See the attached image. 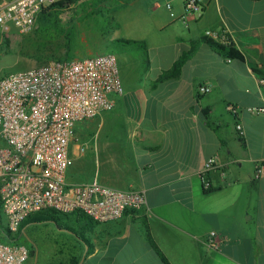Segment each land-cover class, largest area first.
I'll use <instances>...</instances> for the list:
<instances>
[{"label": "crops", "instance_id": "crops-1", "mask_svg": "<svg viewBox=\"0 0 264 264\" xmlns=\"http://www.w3.org/2000/svg\"><path fill=\"white\" fill-rule=\"evenodd\" d=\"M12 1L0 0V7ZM202 4L203 16L184 22L185 0H153L155 35L142 40L150 69L126 86L112 111L96 118L98 125H77L70 148L69 185L97 181L144 191L146 210L107 224L89 218V238L68 221L37 222L38 213L23 229H31V241L20 240L34 251L27 264H36L41 253L67 264H165L148 242L147 225L169 264H264V176L254 179L264 162V111L250 110L264 109V0ZM206 31L228 33L241 57L231 56L227 45L216 42L224 47L219 51L201 42ZM193 43L198 50L180 78L154 86ZM201 87L211 91L201 93ZM88 150L98 171L85 182L74 165L86 161ZM211 158L218 167L207 192L201 175ZM41 230L52 238L51 250L40 241ZM212 232L218 250L206 245Z\"/></svg>", "mask_w": 264, "mask_h": 264}, {"label": "built area", "instance_id": "built-area-1", "mask_svg": "<svg viewBox=\"0 0 264 264\" xmlns=\"http://www.w3.org/2000/svg\"><path fill=\"white\" fill-rule=\"evenodd\" d=\"M64 0H15L0 7V48L13 32L25 35L38 25L41 12ZM203 0H185V17L201 18ZM167 9H173L172 4ZM205 37L231 45L225 31H206ZM264 87V79L259 81ZM209 87H201L208 93ZM125 88L117 58L112 54L93 58L53 61L0 80V200L7 226L17 234L30 217L45 211L60 215L81 213L98 224L121 219L126 212L140 213L147 197L140 190H118L97 181L69 185L70 148L80 123L112 111ZM259 114L264 109L252 108ZM238 130H242L239 125ZM217 161H207L201 179L213 190L211 174ZM264 176V162L257 164L254 179ZM220 248L216 232L206 241ZM26 246L0 241V264H26Z\"/></svg>", "mask_w": 264, "mask_h": 264}, {"label": "rangeland", "instance_id": "rangeland-1", "mask_svg": "<svg viewBox=\"0 0 264 264\" xmlns=\"http://www.w3.org/2000/svg\"><path fill=\"white\" fill-rule=\"evenodd\" d=\"M152 3L153 0H103L101 3L83 4L84 6H75L73 10L64 12L63 29L57 32L41 33L38 31L39 25L25 35L13 32L8 38L10 46L0 48V80L10 73L39 66L38 57L45 54L62 55L69 51L70 60L93 58L104 54L114 55L118 60L124 88L130 86V82L140 80L144 76L143 73L150 69L148 65L150 53L147 49L126 45L121 41H142L154 37L157 14L151 11ZM160 13L162 11H159ZM86 124L96 126L98 119L82 123ZM97 143L96 140V145ZM85 160L80 164L77 162L74 166L82 171L80 173L76 171L75 175L86 182L96 174L98 165L92 150H88ZM55 217L73 224L81 236L89 238L90 235L84 230L85 223L91 227L89 218L84 217L82 222L78 223L75 216L55 214ZM31 234V229L23 231L24 244H29ZM41 236L44 237H41L40 241L51 250L54 245L52 238L45 234ZM80 240L76 238V241ZM36 264H67V261L45 259L41 253Z\"/></svg>", "mask_w": 264, "mask_h": 264}, {"label": "trees", "instance_id": "trees-1", "mask_svg": "<svg viewBox=\"0 0 264 264\" xmlns=\"http://www.w3.org/2000/svg\"><path fill=\"white\" fill-rule=\"evenodd\" d=\"M101 1H103V0H64V1H61L55 5L47 8V9H44L41 12L39 19H38V25H39L38 31L41 33H49L52 31L57 32V31L63 29V27H62V25H63L62 15L64 14L65 11L73 10V8L75 6H84L83 4L90 5L93 3H101ZM104 1H106V0H104ZM73 12H75V10ZM121 42H123L126 45H134V46H138V47L147 49V44L144 41L124 40ZM201 42L210 45L213 49H216L219 51H222V50L224 51V47L220 46L215 41H213L207 37L203 38L201 40ZM9 46H10V40L5 39L2 47H9ZM227 47H229V49H230V55L231 56L236 55V56L241 57V55L236 54L234 52L233 44L227 45ZM197 50H198L197 43H193L191 50L184 53L174 63L173 67L170 70L165 71L154 82V86H157V85L162 84V83L169 81V80H174V79L180 78L183 67L195 55ZM38 60L40 63L39 66L47 65L53 61H57V62L68 61V60H70L69 59V51H66L62 55H57V53H52L50 55L45 54V56L38 57ZM39 214H41L40 216H42V217L39 218L37 220V222L58 221V218L55 217V214L60 215L59 213H57L55 211H45V212H41ZM79 214H81V213H79ZM81 217L84 218L86 216L81 214ZM25 223H26V221L22 224V226H21V228L17 234L14 235L13 233H11L8 226H7L6 217L4 215L2 203L0 200V241L1 242L6 243V244H11V245L22 244L20 240L23 237V229L26 225ZM146 236H147L148 242L153 247V249L158 253V255L160 256L162 261L165 264H169L168 259L163 254V252L159 249L158 245L156 244V242L152 238L151 233H150V228L148 225L146 226ZM29 253L31 256L32 255L34 256V251L30 250Z\"/></svg>", "mask_w": 264, "mask_h": 264}]
</instances>
